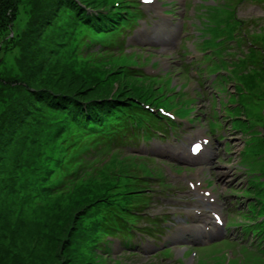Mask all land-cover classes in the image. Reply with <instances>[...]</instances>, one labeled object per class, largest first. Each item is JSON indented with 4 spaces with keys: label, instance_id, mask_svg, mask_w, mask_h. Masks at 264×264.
Segmentation results:
<instances>
[{
    "label": "rangeland",
    "instance_id": "obj_1",
    "mask_svg": "<svg viewBox=\"0 0 264 264\" xmlns=\"http://www.w3.org/2000/svg\"><path fill=\"white\" fill-rule=\"evenodd\" d=\"M8 1H0V131L2 124L6 123L8 118H15L20 113L23 114L27 106L32 113L29 114L27 122L22 127H19L20 125L17 127L13 140L9 139V147L0 159V264H91L93 261L94 264H113L109 263L110 260L106 256L104 259L91 246V221L94 217L93 214L98 210L97 206L81 216V231L83 233L77 235L75 245L78 250L77 261L67 251L70 221L67 229L63 232L60 229V233L53 238L50 235L51 231L66 225L69 218L68 209L76 206H73L75 201H85L94 195L105 193L94 181L86 182V177H90V181L91 178L103 181V176L109 178L122 170L131 171L135 166L134 156H127L124 161L120 160L118 156H114L107 165H103L100 161L91 163L86 168L83 178L73 181L69 186L59 189L58 192H53L54 187L58 189L70 180L66 176V169L61 174L57 162L66 146L68 147L69 138H66L67 135L77 127L70 122L71 118H66V114H54L49 109H45L44 104L36 102V98H34L39 92L46 91L43 90L45 88H41L44 86L57 89L62 86L63 90H67L65 87L69 86L67 87L70 89L69 91L77 88V84L61 77L60 70L63 61L74 63L73 67L78 72L83 69L77 58L83 56L87 49L84 48L85 44L82 40L81 46L76 42L77 32L83 31L81 38L89 39L86 40L87 43L92 41V43L100 44L107 37L93 33L84 25V22H80V19L73 21V17H69L68 12H64L57 22L61 27L75 22L68 29L67 38H64L68 44L57 47L58 42L63 43L62 36H58V30L50 28L47 34L45 32L43 37L51 32L54 33V38L50 39V44L48 42V51L43 56L46 59L43 70L34 72L33 64L29 61L23 62L22 59L25 52L24 50L22 52V48H24L22 34L27 28L26 24L31 18L34 5L42 0H19L15 21L6 26L4 12L8 8ZM253 1L247 0V4L243 3L237 6L236 13L239 19L246 18L249 16L248 14H258V17L264 15L260 6L252 4ZM228 2L229 0H192L187 9L190 10L197 3V10L201 11V16L197 17L198 19L202 17L204 21L215 22V25L225 27L226 19H229L235 10L233 5H225ZM216 4L218 7L214 8L212 5ZM107 5L109 7L113 3L107 1ZM213 15H216L219 22L213 18ZM200 30L214 38L226 31L223 28L217 30L211 27ZM71 31H74L72 36H70ZM206 45L213 47L210 41ZM126 47H128L127 41L122 39L116 50L111 49V52L116 56V62L123 64L126 61L134 60L135 63L132 64L138 67L152 64L149 58L142 57L135 50L125 52ZM261 51L257 56L262 53ZM92 52L87 53L90 55ZM104 62L106 63H102L105 67L109 66L108 60ZM96 65L93 68L102 64ZM91 67L84 68L92 69ZM26 75L31 77H26ZM187 76V73L182 74L180 80L185 81ZM102 78L106 77L102 76ZM254 79L256 80V78ZM218 96L223 98L221 100L227 98L224 94ZM250 105L248 114L254 116L252 128L246 131L243 130V127L235 129L244 132L249 138H246L247 135L242 137L239 132L233 131V134L230 135L231 144L228 147L230 151L234 152L233 155L223 157L221 151L219 157L226 161L231 159V165L225 170L215 172L214 181H217V185H215L217 186L215 192L217 195L226 193L230 184H234V186L239 184L244 189L245 185L243 184L249 179V186L252 188L250 200L253 208V212L249 215L255 219L258 215H264V98L259 96ZM216 107L217 109L220 107L219 102L216 103ZM251 134L252 136H250ZM192 137L195 138L194 134ZM225 151L227 154L228 150ZM240 151L245 167L248 168V174L240 165ZM29 159H33L35 163L28 162ZM214 166L215 169L218 166L216 161ZM223 172L226 177L219 181L218 177ZM163 173H165L166 179L175 185L176 190L180 191V200H192L193 194L189 191L187 180L166 176L165 169H163ZM87 186H96L97 188L92 191V188ZM133 195H137V193ZM163 197L164 191L160 194L159 200L155 201L154 211L156 213H164L169 210L164 207L177 204L172 201L165 202ZM236 199L237 204L246 201L244 198L236 197ZM245 213L248 211L245 210ZM257 222H261L260 218ZM234 225L237 224L234 223ZM260 228L264 231V224ZM40 229L43 233H38ZM262 239L257 245L253 233L249 231L243 233L242 231L239 236L235 233V239L228 237V240L236 241V243L223 242L222 247L203 252L199 250L198 259L200 258V264H264V232ZM228 247H233L237 257L233 253L231 254ZM231 260L233 261L231 262ZM240 260L242 261L240 262ZM153 262L159 264L157 259Z\"/></svg>",
    "mask_w": 264,
    "mask_h": 264
},
{
    "label": "trees",
    "instance_id": "obj_2",
    "mask_svg": "<svg viewBox=\"0 0 264 264\" xmlns=\"http://www.w3.org/2000/svg\"><path fill=\"white\" fill-rule=\"evenodd\" d=\"M2 1V0H0ZM19 0H9L8 8L4 14L5 16V25L15 21L16 18V8L18 7ZM6 3V1H5ZM124 4V2H121ZM127 5H122L119 7V10H113L115 7L112 5H107V0H42L34 5L33 13L30 20L28 21L27 28L23 32L24 43L22 48L25 51L23 53V62L29 61L33 67L34 72L42 71L46 59L43 57L44 54L48 51V42L50 44V39L54 38V33H49L46 37H43L44 33L53 28L55 31L58 30V36H62V42H58V46H66L68 41L67 38L68 29L74 25L69 23L65 27H61L59 19L64 12H68L69 17H73V21L80 19V22H84V25L87 27L100 30V28L105 29H114L116 28L121 21L123 20V13L121 10L128 9ZM9 12H11L9 14ZM88 28V29H89ZM261 28V26H260ZM89 29V30H91ZM264 29V27L262 28ZM260 30V29H259ZM94 33L93 30H91ZM250 34L259 33L254 30H248ZM74 34V31H71L70 36ZM83 31L76 33V42L80 44L82 40ZM65 38V39H64ZM252 46H256L255 42ZM256 49L251 48L248 51V59H244V65L246 70H251V74L258 71L256 74V80H252L251 74L249 72L244 74L243 80L246 81L249 88L252 90V95H254L253 101H256L259 96L264 98V68L262 69L261 64L264 66V56L260 57L261 62L257 65V60H259L257 54L254 51ZM27 51V52H26ZM258 52V51H257ZM57 53V51H56ZM250 53V54H249ZM77 59L80 61L79 64L82 66L81 72H78L74 69V63H69L67 61L61 62L62 67L61 77L77 84V88L63 90L62 86L57 88L44 86V93L39 92L34 98L36 102L42 103L45 105V109H49L54 114H66V118H71L70 122L75 124L78 128H86L92 122V120H102L106 115H112L116 110L124 111L128 108L133 107V103L136 99L143 97V93L139 91L136 84H133L131 81L127 80L128 78L119 77L117 75H108L106 79L102 78L104 73L108 72L105 66L101 65L97 68L96 64H91L87 62V59L80 58ZM84 60V61H83ZM83 61V62H81ZM84 64V65H83ZM21 65H23L21 63ZM90 65H93L92 67ZM91 67L92 69L84 68ZM83 71V72H82ZM26 77H31L26 75ZM247 79V80H246ZM57 91V92H56ZM240 104L238 107L239 113L243 116L248 115L249 113V103ZM27 108L24 110L23 114L18 116L10 117L7 119L6 123H3L0 131V159L2 154L9 147V139L13 140V135L17 127H22L27 121L32 112ZM251 113V112H250ZM74 117V118H72ZM35 136V135H34ZM33 136V137H34ZM12 143V142H11ZM264 143V140H263ZM28 162L35 163L33 159H29ZM88 188H97L96 186H87ZM101 190L105 193L102 195H94L91 198L86 199L85 201H75L73 204L76 205L72 208H69V218L66 225L61 226L58 230L51 231V237L53 238L58 233L63 232L67 229V225L70 221L68 227V243L67 251L68 254L76 259H78V250L75 247L77 243V235L81 233V216L94 209L96 206L98 210L93 214L91 224V246L93 247V236L98 233L100 230L112 229L111 226H114L116 222H119L120 225H123L122 219L126 217H133L129 207L132 203L129 201H124L123 203L119 202L115 197L113 199L110 192V187L99 186ZM53 189V187H52ZM61 188L54 187V191H59ZM98 196V197H95ZM55 229V228H54ZM100 231V232H101ZM38 233H43L40 229ZM83 233V232H82ZM90 264V263H88ZM94 264V261L91 263Z\"/></svg>",
    "mask_w": 264,
    "mask_h": 264
},
{
    "label": "snow or ice",
    "instance_id": "obj_3",
    "mask_svg": "<svg viewBox=\"0 0 264 264\" xmlns=\"http://www.w3.org/2000/svg\"><path fill=\"white\" fill-rule=\"evenodd\" d=\"M149 2H150V0H149Z\"/></svg>",
    "mask_w": 264,
    "mask_h": 264
}]
</instances>
